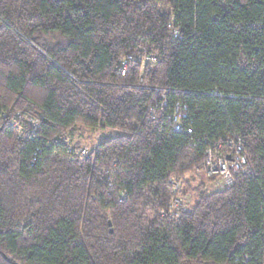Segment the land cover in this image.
I'll return each instance as SVG.
<instances>
[{
    "label": "trees",
    "instance_id": "16d2710c",
    "mask_svg": "<svg viewBox=\"0 0 264 264\" xmlns=\"http://www.w3.org/2000/svg\"><path fill=\"white\" fill-rule=\"evenodd\" d=\"M0 264H264V0H0Z\"/></svg>",
    "mask_w": 264,
    "mask_h": 264
},
{
    "label": "built area",
    "instance_id": "2783aa9c",
    "mask_svg": "<svg viewBox=\"0 0 264 264\" xmlns=\"http://www.w3.org/2000/svg\"><path fill=\"white\" fill-rule=\"evenodd\" d=\"M178 35V31L172 30V36H177ZM128 59H131V56L128 57ZM156 58L154 55H147L144 57V60H150V61H154ZM125 67H126V60L123 63V71H125ZM178 116L180 118H183L185 115L184 113L179 112ZM175 129L178 130L179 129V125L176 124L175 125ZM54 142H58V141H64V143L68 142V138L65 137V135H60L56 138H53ZM68 149V153L69 154H73V156L75 157H87L89 156L91 149L87 146H76V145H68L67 146ZM230 163H227L229 162ZM246 164H247V158L244 154H242L240 152V147L236 148L234 150V152L231 155L226 156L225 158L223 157H219V158H213L212 156H207V158L205 159V165L206 168L204 169L206 176H213L214 171L216 172H224V170L227 169V173L224 174V176H217L215 178H219V180H222L225 185H228L232 182V178H233V173L236 172H241L244 171L246 168ZM222 174V173H221ZM183 184V179L180 177H175L173 176L170 179V185L172 187V200L169 204V213L174 212L175 210H179V209H185L186 204L184 202V199L182 198V196H180V194H178V190L181 189V185Z\"/></svg>",
    "mask_w": 264,
    "mask_h": 264
},
{
    "label": "rangeland",
    "instance_id": "374dc122",
    "mask_svg": "<svg viewBox=\"0 0 264 264\" xmlns=\"http://www.w3.org/2000/svg\"><path fill=\"white\" fill-rule=\"evenodd\" d=\"M96 137V136H95ZM227 163H230V160H229V162H227ZM224 172L225 173H223L222 171L221 172H216V171H214V174H213V176H208V177H211V178H215V177H219V176H224V174H226L227 173V169L226 170H224ZM192 173L193 172H191V173H187L186 175H185V177H189V176H192ZM222 173V174H221ZM193 178H191L190 180H192ZM181 188H183V185H181ZM181 196V195H180Z\"/></svg>",
    "mask_w": 264,
    "mask_h": 264
},
{
    "label": "water",
    "instance_id": "95a60500",
    "mask_svg": "<svg viewBox=\"0 0 264 264\" xmlns=\"http://www.w3.org/2000/svg\"><path fill=\"white\" fill-rule=\"evenodd\" d=\"M108 224H109V226H110V225H111V222L109 221ZM110 231H111V230H110Z\"/></svg>",
    "mask_w": 264,
    "mask_h": 264
}]
</instances>
